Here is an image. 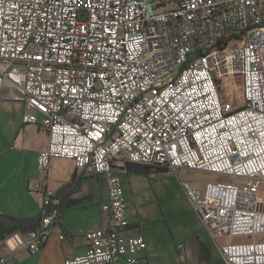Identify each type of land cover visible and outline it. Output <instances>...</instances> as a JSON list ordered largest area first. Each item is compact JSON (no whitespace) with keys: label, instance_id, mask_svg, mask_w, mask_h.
Wrapping results in <instances>:
<instances>
[{"label":"built area","instance_id":"obj_1","mask_svg":"<svg viewBox=\"0 0 264 264\" xmlns=\"http://www.w3.org/2000/svg\"><path fill=\"white\" fill-rule=\"evenodd\" d=\"M3 99L48 135L38 172L66 159L106 182L110 226L66 264H139L128 163L227 178L181 185L222 264H264V0H0ZM43 183L32 255L66 236Z\"/></svg>","mask_w":264,"mask_h":264},{"label":"crops","instance_id":"obj_2","mask_svg":"<svg viewBox=\"0 0 264 264\" xmlns=\"http://www.w3.org/2000/svg\"><path fill=\"white\" fill-rule=\"evenodd\" d=\"M25 108L17 101H0V216L6 225L21 226L0 239V251L12 264H66L89 250L88 232L110 226V214L102 211L108 202L107 185L102 177L79 173L74 162L66 159H55L48 172H38L37 157L47 148L49 138L38 125L24 124ZM126 169L115 171L137 174L128 166ZM184 172L187 170L177 179L190 181L180 179ZM145 175L149 184L135 187L131 196L124 194L129 227L123 235L127 239L142 237L147 244V250L135 255L139 264H222L184 190L183 203L161 202L156 192L152 198V181L163 177L160 182L166 184L174 176L160 169H148ZM44 181L55 194L59 225L66 236L64 240L52 236L32 255L24 250V236L39 227ZM117 264H127L126 259L120 258Z\"/></svg>","mask_w":264,"mask_h":264},{"label":"rangeland","instance_id":"obj_3","mask_svg":"<svg viewBox=\"0 0 264 264\" xmlns=\"http://www.w3.org/2000/svg\"><path fill=\"white\" fill-rule=\"evenodd\" d=\"M236 42H232L234 44ZM123 184H124V194L125 196H131L132 191L134 190L135 187H142L146 186V184H149V179L146 175L144 174H132L130 176L128 175H120ZM160 178V177H158ZM163 178V177H161ZM160 178V179H161ZM157 179L152 181V189L151 191V196L153 199H155L154 192L157 193L158 199L161 202H184L185 197L184 193L182 192V185L181 181H179L175 176L174 177H169L167 183H162L160 182L161 180ZM171 179V180H169ZM180 179H187L190 180L191 182L197 183V184H205L207 182H226L228 179L225 177H222L220 175H209L207 173H199V172H191L187 171L182 173ZM168 198L166 199V197Z\"/></svg>","mask_w":264,"mask_h":264},{"label":"trees","instance_id":"obj_4","mask_svg":"<svg viewBox=\"0 0 264 264\" xmlns=\"http://www.w3.org/2000/svg\"><path fill=\"white\" fill-rule=\"evenodd\" d=\"M128 170H132L133 172L137 174H147L148 172V167H144V165H138V164H127ZM0 216V239H4L7 236H9L12 233H15L19 229H21L20 225H6V223L2 222Z\"/></svg>","mask_w":264,"mask_h":264}]
</instances>
